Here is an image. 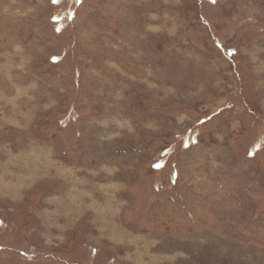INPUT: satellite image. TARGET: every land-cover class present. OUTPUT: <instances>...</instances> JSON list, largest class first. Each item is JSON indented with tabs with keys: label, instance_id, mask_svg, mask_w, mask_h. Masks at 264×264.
<instances>
[{
	"label": "rangeland",
	"instance_id": "374dc122",
	"mask_svg": "<svg viewBox=\"0 0 264 264\" xmlns=\"http://www.w3.org/2000/svg\"><path fill=\"white\" fill-rule=\"evenodd\" d=\"M0 264H264V0H0Z\"/></svg>",
	"mask_w": 264,
	"mask_h": 264
}]
</instances>
